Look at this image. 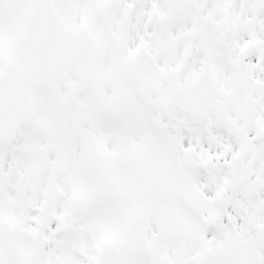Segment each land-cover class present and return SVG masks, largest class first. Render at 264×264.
Masks as SVG:
<instances>
[{
	"label": "snow or ice",
	"instance_id": "6c2138e0",
	"mask_svg": "<svg viewBox=\"0 0 264 264\" xmlns=\"http://www.w3.org/2000/svg\"><path fill=\"white\" fill-rule=\"evenodd\" d=\"M0 264H264V0H0Z\"/></svg>",
	"mask_w": 264,
	"mask_h": 264
}]
</instances>
